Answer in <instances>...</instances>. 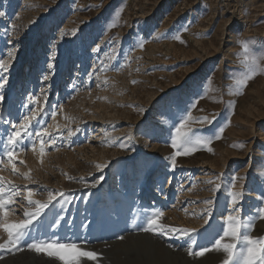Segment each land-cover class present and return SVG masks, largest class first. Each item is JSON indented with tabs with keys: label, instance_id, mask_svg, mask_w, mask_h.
Here are the masks:
<instances>
[{
	"label": "rangeland",
	"instance_id": "rangeland-1",
	"mask_svg": "<svg viewBox=\"0 0 264 264\" xmlns=\"http://www.w3.org/2000/svg\"><path fill=\"white\" fill-rule=\"evenodd\" d=\"M120 10L117 26L109 27ZM0 11V56L14 51L9 71L0 73L8 79L0 89V152L14 131L11 122L25 112L22 104L31 96L37 104L30 107L43 108L31 124L33 136H25L24 150L16 153V172L6 158L0 164V177L19 193L7 217L0 213V224L21 223L35 210L29 190L41 202L49 191L63 192L33 221L32 235L75 241L98 254L81 264H222V251L189 255L187 239L180 244L141 228L147 216L162 211L160 223L196 230L193 251L211 246L231 208L234 175L245 178L235 189L243 192L241 216L255 215L264 191V73L242 94H232L230 86L242 71L238 42L255 41L253 50L264 54V0H0ZM141 42L143 49L136 46ZM57 105L55 120L44 115ZM187 111L193 132L219 138L178 156L175 183L169 185L168 172L159 184L161 168L175 153L173 125ZM204 116L212 123L195 122ZM48 125V134L34 136ZM69 128L79 131L69 138ZM52 138L56 143L45 144L41 156L40 139ZM182 167L191 168L189 177L180 178ZM103 200L106 206L97 207ZM249 234L264 239V219H256ZM6 237L0 228V243ZM0 264L61 262L25 247L0 250Z\"/></svg>",
	"mask_w": 264,
	"mask_h": 264
},
{
	"label": "snow or ice",
	"instance_id": "snow-or-ice-1",
	"mask_svg": "<svg viewBox=\"0 0 264 264\" xmlns=\"http://www.w3.org/2000/svg\"><path fill=\"white\" fill-rule=\"evenodd\" d=\"M122 10L118 11L114 17L113 22L109 27L117 26L120 14ZM5 12L0 11V17H4ZM75 33H73L74 35ZM179 39V36L174 37ZM159 39V37H157ZM242 48V52L238 54V59L241 60L242 71L236 74L233 77V85L230 86V91L232 94H242V90L247 87L249 81L255 78V76L264 73V67H261V61L264 60V54H257L253 50V45L255 41H240L238 42ZM139 48L143 49V42L139 43ZM14 47V46H13ZM96 51H99V46L96 47ZM55 53H52L51 59L55 60ZM14 58V51L9 50L7 52V58L0 56V73H7L10 68V63ZM54 67L53 63L48 64V68L52 69ZM44 80L49 79V75H44ZM8 83L7 76L0 75V89H2ZM106 83V82H105ZM5 97L0 93V102H3ZM47 97L45 96V100ZM37 104V100L34 97H29L27 103L22 104V108L25 109V112L20 116L19 122H11V128L14 131H11L6 136V142L4 143V151L0 152V164L5 163V158L7 163L12 165L13 173L16 172L15 164L13 163L16 159V153L23 151L24 147V138L32 137L33 132L30 130L31 124L36 120L37 116L43 112L41 107L40 112L34 110V107ZM60 106H55L50 110V113H44V115L51 116L52 120L56 118V108ZM194 107V105L190 106ZM214 119V117H213ZM192 122L191 111L184 112L180 115L178 122L173 125L174 134L171 137V147L175 149V153L170 157V167L175 169L176 167V158L180 155H190L194 151L198 150L201 146H206L212 143L214 138H219V135L215 137L203 138L199 134L193 132L192 128L189 126ZM196 123L200 124H211L207 116L202 117ZM39 123V122H37ZM41 126L38 130L35 131L34 136L36 138H41V132L47 133L48 128ZM79 129L76 130L78 132ZM223 129H220L219 132L222 133ZM76 132H73L71 128L68 129V137L76 135ZM23 133V134H22ZM128 139L131 140V134L128 135ZM51 143L55 144L56 140L54 138L47 141L40 139V154L44 155L45 144ZM122 149L126 146L121 143L119 145ZM31 150L36 151V142L33 140L31 142ZM208 151H211V148H208ZM21 163H23L21 161ZM97 168H102L103 166L97 165ZM25 179H28L27 174H21ZM264 175V173H262ZM102 179V178H101ZM245 178L234 175L231 178V191L230 195V205L231 210L229 211L225 226L222 230V235L214 240V243L211 246L200 247L199 250L193 251V248L197 246L198 240L196 239V230L188 229H165L162 225L159 224V220L163 216V212H156L154 215H149L145 218L146 226L142 227L143 232H150L154 235L167 236L169 239L176 238L175 234L180 233L183 237L187 238L189 241L188 251L189 255H195L197 257L204 256L205 253L210 251L223 252L226 258L222 261V264H264V239L253 238L249 234V230L254 226V221L256 219H264V191L257 194L256 199L260 201V204L254 209L255 215L249 217H242V209L237 207L239 202L243 198V192L235 190L236 184L238 181H243ZM208 183H214V181H209ZM11 182H7V185H10ZM3 177H0V213H3V216L6 218L8 211L6 210L7 205L12 202V197L19 195V193L13 187H8ZM96 185L93 184L92 187ZM219 185L216 186L213 191L219 190ZM34 193L29 190L27 194V201L29 205H34L35 210L32 212H25L24 215L27 219L21 223L9 224L6 222L0 224V228L7 233V240L5 243H0V250H5L8 252L13 251H23L25 247L37 254H45L50 258H55L59 260L61 264H81L82 258H87L88 260H97L98 254L92 251L81 250L78 244L75 241H65L61 242L59 239H42L36 238L32 235L33 232V221L38 220L45 213V209H48L52 205L53 201H57V197H63V192L53 193L48 192L47 201L41 202L39 200H32ZM208 205H211L213 201L209 200L205 202ZM209 216L211 215V209H208ZM204 219L205 224L208 223V218L200 217ZM54 224L58 225L59 221H54ZM86 227V225H85ZM26 238H31V242L25 244L23 241ZM123 239V237H119Z\"/></svg>",
	"mask_w": 264,
	"mask_h": 264
},
{
	"label": "bare ground",
	"instance_id": "bare-ground-1",
	"mask_svg": "<svg viewBox=\"0 0 264 264\" xmlns=\"http://www.w3.org/2000/svg\"><path fill=\"white\" fill-rule=\"evenodd\" d=\"M18 72H20V70L18 71ZM55 122V121H54ZM59 123V122H58ZM57 128H59V127H57ZM48 134V133H47ZM60 134H61V132H60ZM92 135V134H91ZM49 136V135H48ZM42 137V136H41ZM47 138V137H46ZM168 163V162H167ZM165 165V164H164ZM162 169V172L159 174V178H157L158 180H157V182H160L159 184H162L163 182H164V179H166V176L164 175L165 173H168V172H170L171 173V179H170V181H169V185H171L172 184V182L173 183H175V179L173 180V177L174 176H176L177 174H178V172H176V168L175 169H172L171 167H170V164H167L166 165V168L165 167H162L161 168ZM190 169L191 168H189V167H182L181 168V176H180V178H185V177H189L190 176ZM161 187H158L157 189L159 190ZM162 189V188H161ZM159 195H160V193H158ZM108 202V200H103V201H99L98 203H97V207H99V206H102V207H104V206H106V203ZM110 202V201H109ZM109 205V204H108ZM231 206V205H230ZM98 210V209H97ZM229 210H231V208L229 209ZM97 212V211H96ZM229 213V212H228ZM96 215V214H95ZM228 215V214H227ZM98 216V215H97ZM226 219V218H225ZM113 221V220H112ZM115 221V220H114ZM159 224L160 225H162L165 229H171V228H176V229H184L183 227H180L181 225H176V223L175 224H172V222H159ZM225 226V224H223L222 223V225L220 226L221 228L217 231V232H219L220 231V234L222 235V230H223V227ZM253 235V234H252ZM167 237V236H166ZM175 237L176 238H172L171 240L173 241V242H179V240H182V239H187V238H185V237H183L182 236V234H180V233H176L175 234ZM7 238V237H6ZM1 241H3V239H0ZM168 240H170L169 238H168ZM0 241V242H1ZM180 243V242H179ZM181 244V243H180ZM176 248V247H175Z\"/></svg>",
	"mask_w": 264,
	"mask_h": 264
}]
</instances>
